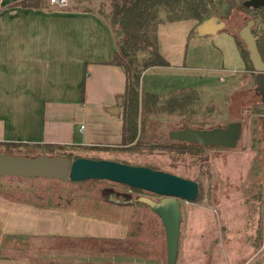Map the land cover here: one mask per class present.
Returning <instances> with one entry per match:
<instances>
[{
	"label": "crops",
	"instance_id": "1",
	"mask_svg": "<svg viewBox=\"0 0 264 264\" xmlns=\"http://www.w3.org/2000/svg\"><path fill=\"white\" fill-rule=\"evenodd\" d=\"M18 1L0 0V142L120 147L125 76L111 62L119 33L80 0L64 8ZM196 24L192 18L158 23L157 47L166 64L145 69L141 88L148 75L168 80L153 88L163 94L191 87V80L217 85L250 72L232 31L197 34ZM32 187L0 185V264H143L106 247L129 237L131 221L62 208L37 194L30 198Z\"/></svg>",
	"mask_w": 264,
	"mask_h": 264
},
{
	"label": "rangeland",
	"instance_id": "2",
	"mask_svg": "<svg viewBox=\"0 0 264 264\" xmlns=\"http://www.w3.org/2000/svg\"><path fill=\"white\" fill-rule=\"evenodd\" d=\"M80 1L81 5L95 8L109 21V0ZM224 4V0H214V16L224 21L223 29L237 36L238 28L249 18L247 11L251 9L244 11L233 7L224 14ZM253 74L238 72L217 85L191 80L196 82L193 86L168 89L163 94L153 88L163 87L157 84L163 81L165 85L168 80L161 76H145L140 95L143 105L147 102L150 110L142 108L141 146L63 148L71 159L83 156L157 166V169L196 183L195 197L179 200L174 264H264V112L256 110L264 109V88L258 86ZM183 90H187L184 93L187 106L177 108L174 93ZM150 94L159 96L158 100ZM172 107L176 108L171 110ZM232 120L240 121L234 147L203 146L187 153L162 147L166 143H179L167 136L170 129L183 125L224 126ZM41 151L52 154L50 150L43 151L28 144L0 146V152L24 156H34ZM8 181L33 186L30 198L37 194L40 200H56L62 208L96 217L123 219L121 222L131 221L129 237L113 245L108 243L106 247L128 256L131 263L140 259L143 264H165L163 226L158 215L140 199L148 197L158 201L161 196L107 179L74 181L0 174V185ZM91 247L96 249L94 245Z\"/></svg>",
	"mask_w": 264,
	"mask_h": 264
},
{
	"label": "water",
	"instance_id": "3",
	"mask_svg": "<svg viewBox=\"0 0 264 264\" xmlns=\"http://www.w3.org/2000/svg\"><path fill=\"white\" fill-rule=\"evenodd\" d=\"M242 6L256 8L264 5V0H243ZM252 19H247L237 30V37L247 51V59L254 71V80L263 90L264 61L257 51L254 36L250 32ZM224 27L222 20L210 15L195 25L197 34H212ZM261 83V85H260ZM240 133V121L232 120L224 126L195 128L183 125L170 129L169 138L203 146L234 147ZM0 174L12 176H39L69 178L71 180L107 179L126 184L132 188L152 192L161 198L156 201L141 197L163 226L165 235V264H173L177 252V236L180 221L179 200H192L197 192L193 180L152 168L147 165H134L110 159H94L77 156L70 158L61 155L39 153L34 156L0 152Z\"/></svg>",
	"mask_w": 264,
	"mask_h": 264
},
{
	"label": "trees",
	"instance_id": "4",
	"mask_svg": "<svg viewBox=\"0 0 264 264\" xmlns=\"http://www.w3.org/2000/svg\"><path fill=\"white\" fill-rule=\"evenodd\" d=\"M224 1V14H227L233 7L242 10L247 8L242 6L241 2L243 0ZM45 2L46 0H19L16 4L28 7H41L45 6ZM109 6L110 13L108 22L119 33L111 62L119 65L125 76V87L121 100L122 136L120 147L128 149L129 147L142 145L141 139H139L143 129L141 125V113L143 106L147 107V102L144 105L142 103L140 76L150 66L166 64L165 59L160 55L157 47L156 30L158 23L186 18L195 19L196 23H198L204 18L214 15L215 7L214 0H109ZM250 9L247 11L249 13L248 19H254L255 13H258L259 27L257 37L256 39L254 37V39L259 56L264 60V6L257 9ZM250 32L254 36L252 27L250 28ZM235 43L243 59L245 68L251 72L252 67L247 59V51L237 36H235ZM186 91L183 90L180 93H174L177 108L187 106L188 99H186L184 94ZM152 95L150 94L149 96ZM152 97L155 98L157 96L153 95ZM158 98L159 96L156 98V101ZM176 107H172L171 110ZM167 108L170 109L169 106ZM147 110L150 109L147 107ZM256 110L264 112V109L260 110L256 108ZM178 142L176 144L166 143L162 147L183 153L203 147V145L189 142ZM17 144L0 142V146ZM153 146L156 147L155 144ZM63 148L66 147L46 144L43 151L50 150L52 152L50 155L69 157L70 154L64 153ZM152 168L157 169L158 167L152 166Z\"/></svg>",
	"mask_w": 264,
	"mask_h": 264
},
{
	"label": "flooded vegetation",
	"instance_id": "5",
	"mask_svg": "<svg viewBox=\"0 0 264 264\" xmlns=\"http://www.w3.org/2000/svg\"><path fill=\"white\" fill-rule=\"evenodd\" d=\"M264 6V5H263ZM259 7H261V6H259ZM259 7H256V8H252V9H257V8H259ZM257 16H258V13L256 12L255 13V17H254V19H252V25H251V27L253 28V31H254V37H255V39H256V37H257V31H258V27H259V19L257 18ZM220 20H222L221 18H219ZM219 19H216V20H219ZM223 21V20H222ZM224 22V21H223ZM254 39V40H255ZM261 58V57H260ZM261 60L262 61H264L262 58H261ZM251 72L252 73H254V71L253 70H251Z\"/></svg>",
	"mask_w": 264,
	"mask_h": 264
},
{
	"label": "built area",
	"instance_id": "6",
	"mask_svg": "<svg viewBox=\"0 0 264 264\" xmlns=\"http://www.w3.org/2000/svg\"><path fill=\"white\" fill-rule=\"evenodd\" d=\"M49 4L58 8H64L68 5V0H47Z\"/></svg>",
	"mask_w": 264,
	"mask_h": 264
}]
</instances>
